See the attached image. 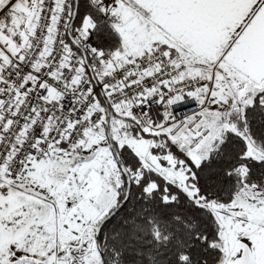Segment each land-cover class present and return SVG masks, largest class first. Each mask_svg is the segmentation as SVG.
Instances as JSON below:
<instances>
[{
    "label": "snow or ice",
    "instance_id": "obj_1",
    "mask_svg": "<svg viewBox=\"0 0 264 264\" xmlns=\"http://www.w3.org/2000/svg\"><path fill=\"white\" fill-rule=\"evenodd\" d=\"M0 264H264V0H0Z\"/></svg>",
    "mask_w": 264,
    "mask_h": 264
}]
</instances>
